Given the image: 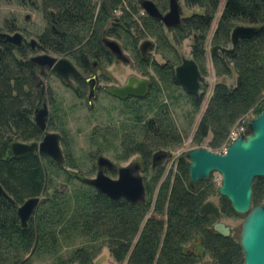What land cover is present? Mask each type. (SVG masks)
Listing matches in <instances>:
<instances>
[{
	"label": "trees",
	"instance_id": "16d2710c",
	"mask_svg": "<svg viewBox=\"0 0 264 264\" xmlns=\"http://www.w3.org/2000/svg\"><path fill=\"white\" fill-rule=\"evenodd\" d=\"M42 1L51 9L49 14L54 20L53 27L38 37L39 50L66 53L76 66L91 60L110 64L112 59L102 45V37L114 36L117 40H124L141 65L146 64L139 53L140 38L132 32V27L138 29V24L133 20V11L137 12L139 4L131 6L132 13L124 12L121 18L108 24L111 12L120 0H101L97 13L92 0ZM151 1L160 11L166 10L167 0ZM184 2L187 7L202 9V13L182 18L178 27L168 31L178 44L193 35L191 55L202 74L205 34L210 28L219 0ZM236 21L257 26L259 32L251 39L241 40L235 54L227 56L228 61L213 56L214 60L219 61L216 64L218 73L228 75L233 69L236 76L233 86L224 83L214 85L196 132L199 139L211 132V145L217 147L225 141L234 123L247 112L252 110L253 117H257L264 110V2L226 0L213 37L214 45L230 43L232 23ZM143 26L152 37L167 44L163 25L158 20L147 16L142 20ZM127 47L124 49L127 50ZM7 50L0 56V186L11 201L0 197V264H31L28 258H23L24 255L31 249L35 253L55 248L59 236H76L89 241L108 240L111 256L118 264H194L189 256L182 253V247L194 242L210 255L211 264H242L239 242L231 236L223 237L214 232L212 227L215 221L210 214L199 216V207L214 194V190L211 183H203V187L190 186L188 163L183 157L178 159L173 181L170 182L173 174L170 172L160 185L153 206V188L150 183L144 185L147 199L134 205L124 199L112 201L89 183L86 188L74 191L68 198L61 190L49 193L45 189L46 168L59 170L61 166L53 164L43 155L14 157L10 153L9 147L13 141H39L41 133L33 122V109L39 94L34 72L38 75V71L30 62L18 61L11 49ZM154 66L159 75H167L177 84L174 69L168 63ZM174 86L179 87L178 84ZM152 88L150 84L144 99L133 100H145ZM187 97L197 109L203 92ZM173 128L170 121L156 115L147 120L142 128L144 140L132 146L134 150H146L141 156L142 170L155 183L163 167L157 164L152 168L154 153L150 155L152 147L148 145L151 147L148 149L146 142L153 138L159 144L179 143L180 137ZM127 147L128 144L124 146ZM217 147L212 151L215 152ZM157 151L164 152L165 157H168L169 151ZM43 196L35 220L31 218L27 228H21L17 208L29 198ZM263 201L264 179L258 178L252 183L251 203L255 207ZM218 207L224 218L238 216L223 197H220ZM150 209L153 212L144 222ZM92 257L85 248H81L73 253L70 262L91 264Z\"/></svg>",
	"mask_w": 264,
	"mask_h": 264
},
{
	"label": "rangeland",
	"instance_id": "374dc122",
	"mask_svg": "<svg viewBox=\"0 0 264 264\" xmlns=\"http://www.w3.org/2000/svg\"><path fill=\"white\" fill-rule=\"evenodd\" d=\"M34 1L36 3L35 8L22 6L20 0H0V33L14 34L11 33L12 31L9 32L6 29L12 23L14 24V28L18 30L17 32H20L27 42L31 39L39 42L38 37L45 30L52 27L49 18V10L51 9L46 7L42 0ZM100 1L92 0V3L96 5L95 13L98 11ZM178 1L182 18L193 13H202V9L198 7L190 8L185 6L184 0ZM225 1L219 0L218 8L214 14L210 28L205 34V51L203 61L201 62L204 80L200 83V92H203V98L197 109H194L190 99L187 97V93L180 86H174L177 84L171 78L169 79V76L160 74L165 78L163 80L154 68V65L163 66L168 63L174 69L180 64L183 58L193 59L191 55L193 35H189L178 44L173 40L172 33L164 27V37L167 39V44L152 37L151 33L144 29V26L141 28L136 24L138 29L132 27L133 35L140 38L138 47L144 41L152 43L151 48L145 56V65L139 63V58L136 57L134 52L130 51V47H127L123 39L117 40L112 38L119 45L128 62L123 63L122 61L115 60L110 65L102 61L100 62L101 67L97 68L94 72L96 77L94 74H91L92 76L85 75V78H93V76L98 78L100 87L121 86L130 76L146 79L153 85V88L150 90V96L143 101H134L133 99L120 101L100 89L97 92L94 90L95 96L89 105L86 99L87 89L84 91V94H81L83 91L80 93L76 92L74 88L77 84L74 81L71 84L73 88H67L64 82L48 70H45L43 75L38 76L37 82L44 87V94H38L40 98L39 105L41 106L44 100L48 111L46 132L57 133L60 136V146L64 155V163L59 170L46 168L45 177L47 186L45 189H48L49 193L61 190V192L64 191L63 195L68 198L74 191L86 188L89 183L87 180L95 178L98 172V158L104 157L112 163L115 171L109 173L105 170L104 174L111 179H117L116 172L121 167H138V175L142 177L143 184L150 183V186L153 188L151 205L153 206L155 196L159 191L158 189L170 172H173L170 176V182L173 181L174 175L177 173L178 159L180 157H183L188 163L187 154L190 150L198 148L212 150L217 147L211 145V132H208L206 137L202 139H199L196 132L209 99L212 96L214 85L224 83L228 86H233L236 79L233 69L228 75L218 73L216 64H219V61L214 60L213 55L210 53V48L214 46L213 37ZM139 3L140 0H132L129 2L131 6ZM132 10L131 7L130 13H132ZM167 10L168 5L166 10L161 12L163 13ZM135 14L133 11V15ZM25 16H29L27 21L24 20ZM119 18L121 17L117 18L111 12L108 24L113 23ZM238 25L253 26L241 21L232 23L233 28ZM126 47L127 50L124 49ZM222 47H230V43ZM41 52L44 51L40 50L36 54L41 55ZM44 54L57 59L66 58L74 64L73 60L66 53L56 54L52 51H45ZM34 55L33 53H28L26 57L30 58ZM219 56L217 55V57ZM224 59L228 61L227 56ZM156 115L161 118L164 117V119L172 123L174 127L173 131L180 137V142L174 145H166L165 143L159 144L153 138L147 140L146 147L148 149L152 147L150 155L158 152L157 150L164 149L169 151L168 157H165L166 159L162 164V172L155 183L143 170L140 171V168H142L140 162L142 160V152H146V150H134L132 146L144 140L142 128L147 120L154 118ZM245 115L246 117L237 121L239 125L240 123L243 126L244 124L248 125L250 121L256 118L253 117L252 110ZM237 122L234 123L230 131ZM42 136L41 134L40 137L42 138ZM126 144H128L127 149L124 148ZM148 145L151 147L149 148ZM203 183H211L214 194L208 200L213 201L216 206H219L220 196L216 191L221 184L220 175L213 173L210 175L208 181L199 182L195 186L203 187ZM42 198L44 199V196L40 198V201ZM145 199H147L146 192ZM263 204L264 201L261 205ZM37 208L31 217L34 220L37 214ZM152 212L153 210L150 209L144 222ZM243 220L244 216L240 215L226 218L222 216V222L230 228V236L237 242H239V233ZM58 239L59 241L55 245V248H50V250L46 251H37L35 253L31 249L23 258H28L31 264H78V262H70V258L77 249L85 248L93 255L91 264H118L111 256L108 240L97 239L95 241H89L87 239L77 238L76 236L72 238L59 236ZM196 243L194 242L187 247H198ZM49 247H52V245ZM210 263V258L203 256L199 259L198 264Z\"/></svg>",
	"mask_w": 264,
	"mask_h": 264
},
{
	"label": "water",
	"instance_id": "95a60500",
	"mask_svg": "<svg viewBox=\"0 0 264 264\" xmlns=\"http://www.w3.org/2000/svg\"><path fill=\"white\" fill-rule=\"evenodd\" d=\"M264 2V0H262ZM140 7L147 16L158 20L165 29L178 27L181 23V9L178 0H169L168 11L162 14L151 0H142ZM29 16L25 17L28 20ZM259 32L257 26H235L230 33V47L214 45L210 48L213 56H233L241 40L251 39ZM23 37L19 33L12 35L0 33V44H10L16 48L22 45ZM36 45L35 40L30 41L31 48ZM105 46L115 56L116 60L127 63L121 48L115 41L106 40ZM152 43L144 41L139 46L141 59L144 60ZM41 69H50L62 80H68L70 76L78 78L79 72L66 58H54L49 55H37L31 59ZM174 79L187 95H198L200 83L204 80L198 64L192 58H183L174 68ZM95 79L89 78L88 101L94 98ZM149 82L135 76H130L121 86L106 87L105 91L110 95L124 100L128 97L144 98L148 92ZM48 111L46 104L36 109L33 122L43 135L39 141L23 143L13 141L10 144V153L14 157H23L32 154L46 156L50 161L61 166L64 163V155L60 146V136L57 133L46 132ZM164 152H155L152 156V168L165 161ZM189 184L194 186L199 182L209 180L213 173L221 177V184L217 194L225 198L232 210L240 216H244L239 233V245L243 253V264H264V204L252 206V183L255 179H264V110L249 123V131L246 136L235 139L228 147L224 155L211 152L207 149H192L187 154ZM98 172L95 178L89 180V185L102 193L112 201L124 199L134 205L145 199L143 179L136 174V166L121 167L117 170V179H111L104 174V168L112 169L113 165L104 157L97 160ZM0 197L11 201V198L0 186ZM40 203V198H29L17 208V217L20 227L25 229L33 213ZM210 214L214 218L213 231L223 237L230 236V228L222 222V214L211 200L199 207V216Z\"/></svg>",
	"mask_w": 264,
	"mask_h": 264
},
{
	"label": "flooded vegetation",
	"instance_id": "af4514ba",
	"mask_svg": "<svg viewBox=\"0 0 264 264\" xmlns=\"http://www.w3.org/2000/svg\"><path fill=\"white\" fill-rule=\"evenodd\" d=\"M20 3H21V5L22 6H30V7H36V3H35V1L34 0H20ZM178 3H179V1H178ZM167 5H169V0H167ZM159 10V9H158ZM160 11V10H159ZM168 11V10H167ZM167 11H165V12H161L162 14H164V13H166ZM147 15V14H146ZM180 16H181V13H180ZM26 17V16H25ZM25 17H24V20H25ZM147 17V16H146ZM49 18H50V24L52 25V27H53V20H54V18L52 17V15H50L49 14ZM181 20H182V17H181ZM25 21H27V20H25ZM161 23V22H160ZM162 24V23H161ZM52 27H50V28H52ZM6 29H8L9 30V32L10 31H12L11 33H19V34H21L20 32H17L18 30L16 29V28H14V24H12L11 23V26L9 25L8 27H6ZM171 29H173V28H171ZM166 30H169V29H166ZM2 33V32H1ZM22 35V34H21ZM104 35V34H103ZM22 37H23V41H22V45L19 47V48H16V47H14V46H12V45H10V44H0V56L1 55H3V54H5L8 50L7 49H11V51H12V53L14 54V56L16 57V59L18 60V61H20V62H23V61H28V62H30L31 63V65L33 66V68H35L37 71H38V74L39 75H36V72H34V76H35V85H36V87H37V89H38V91H39V93H40V95H42V94H44V87L42 86V85H39V83L37 82L38 81V76H40V75H43V73H44V71L45 70H48L49 72H52L50 69H47V68H45V69H41L40 67H38L36 64H34V63H32L31 62V59L33 58V57H35V56H37V52L38 51H40L39 50V47H40V43L39 42H37L36 40V45L34 46V48H31V46H30V41L31 40H34V39H31L29 42H27V40L25 39V37L22 35ZM112 38H114L115 39V37L114 36H103L102 37V45H103V47H104V49L108 52V56H109V58H111L112 59V62H110V65L116 60V58H115V56L108 50V48L105 46V41L106 40H110V41H114V40H112ZM28 53H33V54H35L34 56H32V57H30V58H27L26 57V55L28 54ZM42 54L41 55H43L44 54V52H41ZM45 55H47V54H45ZM221 57V56H220ZM222 59V58H221ZM72 63V62H71ZM104 63H107V62H104ZM73 64V63H72ZM108 64V63H107ZM74 66H75V68L77 69V71L79 72V74H80V76L78 77V78H74L73 76H70V78L68 79V80H62L60 77H58L56 74H54L53 72V74L56 76V77H58L62 82H64L65 83V85H66V87L67 88H69V87H71V88H73V85H71L72 84V82L74 81L76 84H77V86L74 88V90L76 91V92H81V91H83L81 94H84V91H86V89H87V92L89 93V85L87 84V80L89 79V78H85V75L87 74V75H93L94 74V72L97 70V68H99V67H101V65H100V62L99 61H97V60H91V61H88L87 63H84V64H82V66H76L75 64H73ZM91 75V76H92ZM94 76H95V74H94ZM93 76V78H95ZM95 81H96V83H95V88H94V90H96V92L97 91H99L100 89L103 91V92H105L106 94H108V95H110L109 93H107L106 91H105V88L106 87H111V86H103V87H100V85H99V81H98V78H95ZM149 82V81H148ZM115 87H117V86H115ZM40 89V90H39ZM149 89H150V82H149V85H148V92H149ZM147 92V93H148ZM88 93H87V95H86V99H87V102H88V104L90 105L91 104V102H89L88 101V98H87V96H88ZM94 93H95V91H94ZM95 96V95H94ZM110 96H112V95H110ZM147 96V95H146ZM112 97H114V96H112ZM115 99H118V98H116V97H114ZM145 98V97H144ZM41 99H42V96H41ZM130 99H134V97H128V98H126V99H124V100H121V99H118V100H120V101H128V100H130ZM137 99H141V98H137ZM43 100V99H42ZM39 103H40V98L39 97H37V102H36V106H35V109H34V112H33V116H34V114H35V111H36V109H39L42 105H43V103H44V100H43V103L41 104V106L39 105ZM138 168V167H137ZM105 170L106 171H108L109 173H113V172H115L114 171V168H112V169H107V168H104V172H105ZM142 170V168H140V171ZM138 171H139V168L137 169V172H136V174H138ZM116 175H117V172H116ZM87 182H89V180H87ZM195 186V185H194ZM193 187V186H192ZM212 216V215H211ZM241 252H242V250H241ZM182 253L184 254V255H187V256H189L190 257V260L194 263V264H198L199 263V259L200 258H202L203 256H207V257H209L210 258V260H212L211 259V257H210V255L208 254V253H206L205 252V250L203 249V247H182ZM242 260H243V253H242ZM198 262V263H197ZM211 264V263H210ZM242 264H243V262H242Z\"/></svg>",
	"mask_w": 264,
	"mask_h": 264
},
{
	"label": "built area",
	"instance_id": "2783aa9c",
	"mask_svg": "<svg viewBox=\"0 0 264 264\" xmlns=\"http://www.w3.org/2000/svg\"><path fill=\"white\" fill-rule=\"evenodd\" d=\"M132 0H120V3L118 4V6L112 11L113 16L115 17H121L123 15L124 12H131V4H129V2ZM146 12L140 7L137 9V12L135 15H133L134 20L137 22L138 26L142 28V20L143 18H145ZM245 116H242L243 119ZM245 126V127H244ZM239 125V122H237L235 124V126L232 128V130L229 132L227 138L225 139V141L223 142V144L221 145V147L219 149H217L215 151V153L217 154H221L224 155L229 147V145L238 137L241 136H245L248 133V125L244 124ZM211 151V150H210Z\"/></svg>",
	"mask_w": 264,
	"mask_h": 264
}]
</instances>
